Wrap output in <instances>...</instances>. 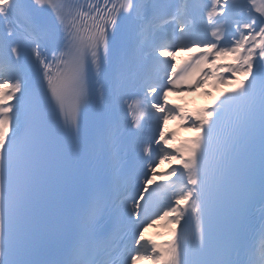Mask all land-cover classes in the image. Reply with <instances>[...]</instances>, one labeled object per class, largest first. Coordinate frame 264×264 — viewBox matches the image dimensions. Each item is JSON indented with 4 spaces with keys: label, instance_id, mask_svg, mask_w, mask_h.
<instances>
[{
    "label": "snow or ice",
    "instance_id": "obj_1",
    "mask_svg": "<svg viewBox=\"0 0 264 264\" xmlns=\"http://www.w3.org/2000/svg\"><path fill=\"white\" fill-rule=\"evenodd\" d=\"M246 7L213 0L210 38L197 0H0V264H123L113 258L114 227L134 237L130 264H264V244L258 256L249 245L251 209L264 205V19ZM161 25L175 43L150 35ZM193 47L205 50L197 66L231 55L237 66L222 70L245 79L217 77L234 87L196 114L186 159H153L140 117H173L163 80L177 75L160 58ZM161 67L171 69L163 78ZM141 92L145 111L128 125L124 106ZM168 159L183 168L171 171L179 183L149 189ZM154 195L174 239L142 255V229L156 219L141 217Z\"/></svg>",
    "mask_w": 264,
    "mask_h": 264
},
{
    "label": "bare ground",
    "instance_id": "obj_2",
    "mask_svg": "<svg viewBox=\"0 0 264 264\" xmlns=\"http://www.w3.org/2000/svg\"><path fill=\"white\" fill-rule=\"evenodd\" d=\"M241 77H238V79H240ZM209 89V88H208ZM209 94L211 95L213 93V91L211 89L208 90Z\"/></svg>",
    "mask_w": 264,
    "mask_h": 264
}]
</instances>
